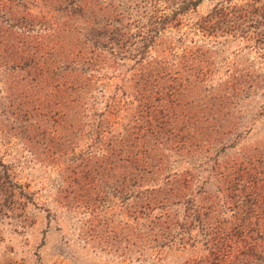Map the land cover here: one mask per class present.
Listing matches in <instances>:
<instances>
[{
    "label": "rangeland",
    "instance_id": "rangeland-1",
    "mask_svg": "<svg viewBox=\"0 0 264 264\" xmlns=\"http://www.w3.org/2000/svg\"><path fill=\"white\" fill-rule=\"evenodd\" d=\"M84 1L87 0H71L69 4L63 0L57 5L52 0H0V11H7L1 27L11 23L4 32L9 40L11 31L24 32L25 37L10 41L21 44L26 51L34 49L33 56L39 58L42 48L57 40V22L66 14L63 7L81 6ZM172 1L176 0H97L101 5H113L114 11L121 13L120 22L131 33L146 29L154 11L153 2L161 14L168 15ZM219 4L255 7V32L264 33V0H199L194 9L176 15L151 41H145L144 56L147 60L164 57L179 71L178 79L170 81V94L164 93V98L178 101L175 109L181 116L202 108L207 118L203 124L225 134H215L219 139L207 152L195 150L194 146L174 149L164 138L156 142L146 137L151 149H156L152 153L163 158L160 168L145 175L140 188L158 186L166 173L196 166L194 173L205 177L204 187L213 190L216 181L209 171L212 158L230 159L249 147L261 148L264 156V38L255 35L248 25L228 28L221 24L208 33L193 26ZM8 9L19 12L18 16L20 12L27 13L31 22L16 21ZM137 38L134 37L136 43L127 45L128 52L119 65L105 70L108 77H101L95 81L100 84L85 90L87 105L76 109L71 105L64 112L68 122L54 132L50 131L54 127L50 113L41 109L15 115V95L17 99H34L31 105L45 95L41 82L31 86L32 75L25 73L29 66L12 72L0 65V264L181 263L184 250L154 249L136 241L138 225L127 208L134 198L120 192L122 164L115 159L114 168H110L109 153L95 142L89 123L75 127L68 120L75 117L91 122V126L98 123L106 137L123 131L130 109L136 104L130 96V79L132 72L140 68L134 61L138 57L135 48L140 45ZM34 74L35 80L41 79L37 70ZM118 84L124 87V94H120ZM124 100L121 107L106 109L107 103ZM226 139L228 145L217 149L219 142ZM85 179L91 180L94 187H83ZM138 183L137 178L135 184ZM83 200H88L90 206Z\"/></svg>",
    "mask_w": 264,
    "mask_h": 264
},
{
    "label": "trees",
    "instance_id": "trees-1",
    "mask_svg": "<svg viewBox=\"0 0 264 264\" xmlns=\"http://www.w3.org/2000/svg\"><path fill=\"white\" fill-rule=\"evenodd\" d=\"M52 1L58 5L63 0ZM198 2L172 1L168 15L161 14L153 2L151 21H147V27L141 33L127 31V25L120 22L121 13L115 12L110 3L101 5L97 0H87L81 6L63 7L66 14L64 20L57 22V40L42 48L40 59L33 56L34 49L26 51L21 44L17 46L10 41L25 37L24 32L11 31L10 40L8 33L4 35L12 25L3 22L6 28L1 27L7 11H0V42L4 41L0 46V65L12 72L29 66L25 73L32 75L31 86L41 82L45 95L35 105H31L34 99H17L15 95L12 100L15 115L41 109L47 115L50 113L54 124L50 131L54 132L68 122L64 112L71 105L74 109L87 105L83 97L85 90L100 84L95 81L101 77H108L105 70H114L128 52L127 45L136 43L134 37H138L136 40L140 45L135 48L138 57L134 61L140 68L132 72L130 79L133 84L130 96L136 104L130 109L123 131L106 137L98 123L91 126L87 120L72 117V120L68 119L69 124L81 127L89 123L95 132V142L109 153L110 168H114L115 159L122 164L120 192L124 197L133 195L131 199L134 198L127 208H130L129 216L138 225L134 233L136 241L154 249L174 247L184 250L180 264H264V156L261 148L249 147L245 153L230 159L212 158L209 171L216 181L213 190L204 187L205 177L194 173L196 166L166 173L158 186L138 187L146 174L160 168L163 158L157 155L159 153H152L156 149H151L146 137L156 142L164 138L174 149L194 146L195 150L207 152L219 139L214 135L225 134L203 124L207 118L202 108L181 116L175 109V104L179 106L178 101L174 102L172 97L164 98V93L170 94V81L178 79L179 71L164 57L147 60L144 56L146 42L151 41L167 21L187 9H194ZM248 6L214 5L193 26L208 33L221 24L228 28L248 25L255 32L257 9L250 7L249 10ZM8 13L21 23L31 22L27 13L20 12L18 16L19 12L9 9ZM255 35L264 38L263 32H255ZM35 70L41 79L35 80ZM159 82L164 87L159 86ZM116 86L122 91L120 94H124L122 84ZM119 102L107 103L106 109H117L126 101ZM228 140L219 142L217 149L227 146ZM161 142L166 146V142ZM137 178L139 183L135 184ZM86 184L94 187L91 180L85 179L83 187ZM82 202L90 206L88 200Z\"/></svg>",
    "mask_w": 264,
    "mask_h": 264
}]
</instances>
